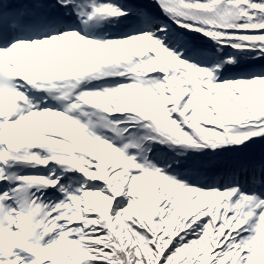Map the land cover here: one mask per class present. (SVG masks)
<instances>
[{"label": "snow or ice", "instance_id": "snow-or-ice-1", "mask_svg": "<svg viewBox=\"0 0 264 264\" xmlns=\"http://www.w3.org/2000/svg\"><path fill=\"white\" fill-rule=\"evenodd\" d=\"M0 264H264V0H0Z\"/></svg>", "mask_w": 264, "mask_h": 264}]
</instances>
